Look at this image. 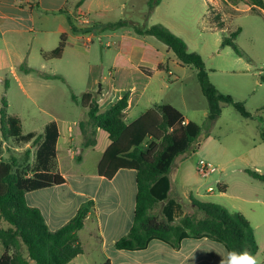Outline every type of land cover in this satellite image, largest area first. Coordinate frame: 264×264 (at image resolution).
I'll use <instances>...</instances> for the list:
<instances>
[{
	"label": "crops",
	"instance_id": "1",
	"mask_svg": "<svg viewBox=\"0 0 264 264\" xmlns=\"http://www.w3.org/2000/svg\"><path fill=\"white\" fill-rule=\"evenodd\" d=\"M81 1L0 0V83L4 84L8 92L12 88V83L8 79L11 73L19 80L22 91L28 97L32 93L29 87L34 86L33 74L43 82L58 79L50 77H61L65 81V78L58 72H54L51 67L61 62L67 54H75L81 63L84 60L90 62V78L82 96L86 93L96 95L100 109L106 111L128 92L130 98L125 121L131 124L155 105H160L150 98L149 93L152 90L159 91L160 87L170 89V84L166 81L155 84L154 75L160 71H167L163 65L169 62L171 51L166 45V52L160 50L161 48L152 41L154 37L139 36L129 28L104 32L101 30L103 25L120 20L138 22L132 18L140 13V9L145 4L147 5V0H86L80 5ZM213 1H216V6L219 4V0H207V2ZM225 2L228 3L229 10L232 12V15L229 14L230 20L225 18L226 15L220 5L214 17L206 19V22L215 30L218 26L223 28L227 23L247 18L252 14L264 17V7L259 8L249 0H239L235 3L225 0ZM159 7L152 16L157 13ZM70 15L76 24L88 27L97 25V28L86 34H74ZM228 27L221 31L228 30L229 35L239 31L235 41H239L247 29L240 26L232 32ZM255 31L257 32V28L253 29L254 33ZM63 35H66L67 40L62 57L60 59L45 58V55L58 48ZM105 39H107L106 42ZM149 53L152 58L148 57ZM81 55L85 57L84 60L81 59ZM168 73L169 79H173L174 73L171 67ZM23 80L28 81V84ZM77 97L81 101V97ZM143 104L146 106L145 111L135 116ZM172 106L177 108L175 105ZM24 112L28 121L27 131L24 118L17 116L22 121L23 135L32 133L35 138L43 137L47 125L56 122L59 138L54 172L66 179L63 185L28 193V204L38 208L49 228L55 231L73 219L81 207L90 202L93 203L92 212L85 221L84 228L79 232L83 253L69 264H106L107 262L110 264H219L227 248L209 237H186L181 240L178 247L155 239L150 241L148 247L143 250H118L115 247L116 243L129 233L134 224L137 196L136 172L120 170L112 180L99 176L98 165L110 145L107 133L98 129L96 144L86 147L81 123H60L57 118L49 123H39L30 116L28 108ZM12 116L16 115L12 114ZM0 117V146L4 148L5 145L7 147L8 140L3 136L1 112ZM184 117L185 123L192 121L187 116L184 115ZM88 133H90L89 129ZM27 145L32 149L31 143ZM35 148L37 151L38 147ZM98 150L100 155L95 158L96 169L93 171L83 169L86 155L99 152ZM33 152L34 149H32V155ZM0 159L8 160L1 149ZM72 162H77V165L72 166ZM170 182L169 199L182 207V212H179L181 215H186L183 203L172 196L175 187L171 179ZM221 183L223 182L218 184ZM189 191L192 192L189 186L181 184L179 197L192 199L193 194H188ZM226 193L220 192V195L224 196ZM196 195L201 196L200 193ZM260 205L264 208L263 202H260ZM165 206L166 203H162L155 211L161 219ZM231 211L242 213L250 221L260 248L255 257L260 264H264V217H255L252 210L249 212L250 216L240 207ZM178 221L177 219L174 223L177 224ZM8 227L7 224L3 228ZM4 253L5 249L0 243V259Z\"/></svg>",
	"mask_w": 264,
	"mask_h": 264
},
{
	"label": "trees",
	"instance_id": "2",
	"mask_svg": "<svg viewBox=\"0 0 264 264\" xmlns=\"http://www.w3.org/2000/svg\"><path fill=\"white\" fill-rule=\"evenodd\" d=\"M85 1L82 0L80 5ZM229 1L235 3L237 0ZM249 1L259 8L264 7L263 0ZM162 2L147 0L146 18H150ZM69 19L74 34H86L97 28V25L88 27L76 24L71 15ZM123 28H129L139 36L156 38L175 54L182 65L196 70L201 91L209 105L208 120L215 122L225 104L233 106L244 118L251 116L242 103L220 93L210 80L203 58L191 52L186 42L171 30L163 25L148 27L145 23L131 20L103 25L101 30ZM238 35L239 31L231 33L223 39L222 47H232L240 54L235 46ZM66 40V35H63L58 48L44 57L60 59L66 48ZM129 98L127 92L109 110L102 111L96 95L86 93L81 101L74 93L71 95L75 104L88 109L86 120L80 122L85 146L96 144L98 129L108 134L110 145L98 165V175L112 180L120 170L136 172L134 224L115 247L118 250H143L155 239L178 247L186 237H209L224 244L227 250L246 249L256 256L260 248L255 230L242 213L230 212L218 204L193 200V206L202 217L181 215L182 207L169 199L171 182L168 175L171 168L182 155L190 151L196 153L197 148H192L201 135L202 127L194 121L185 123L184 115L171 104L155 105L136 121L127 124L125 116ZM0 112L6 119V125L2 126L4 138H14L18 143H31L38 147L32 166L30 150L25 152L22 163L17 157L0 159V219L9 225L8 228L0 227V243L5 249L0 264H30V261L35 264H69L83 253L79 232L92 212L93 203L81 207L66 225L52 231L42 212L28 204L27 194L66 183L62 175L54 172L59 138L56 122L47 125L43 137L35 138L32 133L23 135L22 121L8 114V102L4 97ZM261 138L264 141L263 130ZM245 172L253 180L264 184V171L246 169ZM218 188L220 192L227 190L225 183L219 184ZM162 203H166V206L161 219L155 211ZM177 219L179 221L175 224Z\"/></svg>",
	"mask_w": 264,
	"mask_h": 264
},
{
	"label": "rangeland",
	"instance_id": "3",
	"mask_svg": "<svg viewBox=\"0 0 264 264\" xmlns=\"http://www.w3.org/2000/svg\"><path fill=\"white\" fill-rule=\"evenodd\" d=\"M218 2L216 6V1L163 0L157 13L151 18L145 17L148 11L145 4L140 13L135 14L132 19L145 23L148 27L164 25L168 29L171 28L186 42L191 52L203 58L211 81L220 93L242 103L251 114L249 118H244L233 106L225 104L222 106L221 116L215 122L208 120L209 105L201 91L196 70L183 66L175 54L169 52L170 63L166 62L163 65L167 71L156 73L154 79L155 84L166 81L170 84V89L160 87L159 91L152 90L149 96L159 104L175 105L185 116L202 127L201 135L192 148H197L196 153L190 151L182 155L171 168L168 176L175 187L172 196L183 203L186 215L197 218L202 216L193 207V200L218 204L230 212H233L231 209L239 207L247 214L252 210L255 217L262 218L264 208L260 202L264 203V184L253 180L245 171L264 170V141L261 138V131H264V17L252 14L231 23L226 21V26L223 28L218 26L215 30L206 19L214 17L219 5L223 8L225 18L229 19V14L232 15L225 0ZM227 26L232 32L240 26L247 28L239 41H235L240 54L232 47H222V40L228 37L229 33L228 30L223 32L221 29ZM255 28L256 33L253 32ZM152 41L161 48L160 50L167 51L162 42L155 38H152ZM76 57L75 54H67L61 62L51 67L54 72L61 74L65 81L57 79L43 82L33 74L34 86L29 87L32 93L28 97L22 91L19 80L9 73L8 79L12 83V88L7 92L4 84L0 83V109L4 97L8 102V114L24 118L26 131L28 123L24 112L26 108L30 110V116L39 123H49L56 118L60 123H80L86 120L88 109L77 106L71 95L75 93L79 97L82 96L90 78V62L85 61V57L82 56L81 59L84 61L81 63ZM148 57L152 58L150 53ZM169 67L174 73L171 80ZM23 82L28 84L26 80ZM145 109V104L141 105L135 116H139ZM2 123L6 125L5 118L2 119ZM7 140V147L0 146L1 152H5L6 159L17 157L22 163L25 152L30 150L32 166L36 146L32 147L34 149L32 155L29 145L18 143L14 138ZM98 151L86 155L83 169L86 171L96 169L95 158L100 155V150ZM201 160L213 163L217 171L205 177L199 169ZM76 161L79 162L78 159ZM74 165H77V162H72V166ZM221 181L228 187L224 196L220 195L218 188ZM181 184L192 189L188 194H193V200L179 197ZM209 188H213L212 194L208 192ZM198 193L201 196L196 195ZM253 222L255 224V221ZM0 225L7 226L2 221ZM30 263L35 264L33 261Z\"/></svg>",
	"mask_w": 264,
	"mask_h": 264
},
{
	"label": "clouds",
	"instance_id": "4",
	"mask_svg": "<svg viewBox=\"0 0 264 264\" xmlns=\"http://www.w3.org/2000/svg\"><path fill=\"white\" fill-rule=\"evenodd\" d=\"M219 264H260V261L248 250H225L219 260Z\"/></svg>",
	"mask_w": 264,
	"mask_h": 264
},
{
	"label": "built area",
	"instance_id": "5",
	"mask_svg": "<svg viewBox=\"0 0 264 264\" xmlns=\"http://www.w3.org/2000/svg\"><path fill=\"white\" fill-rule=\"evenodd\" d=\"M86 23V20H85ZM199 169L200 172L205 176L208 177L210 176L212 173H215L217 171V168L215 167V165L209 161L206 160H201L199 162ZM210 193H213L214 190L213 188H209L208 190Z\"/></svg>",
	"mask_w": 264,
	"mask_h": 264
}]
</instances>
